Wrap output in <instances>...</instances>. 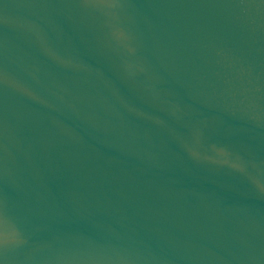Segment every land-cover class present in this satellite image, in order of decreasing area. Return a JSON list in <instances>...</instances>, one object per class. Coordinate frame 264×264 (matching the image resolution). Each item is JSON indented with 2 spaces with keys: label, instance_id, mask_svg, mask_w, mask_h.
Returning <instances> with one entry per match:
<instances>
[{
  "label": "water",
  "instance_id": "95a60500",
  "mask_svg": "<svg viewBox=\"0 0 264 264\" xmlns=\"http://www.w3.org/2000/svg\"><path fill=\"white\" fill-rule=\"evenodd\" d=\"M0 264H264V0H0Z\"/></svg>",
  "mask_w": 264,
  "mask_h": 264
}]
</instances>
